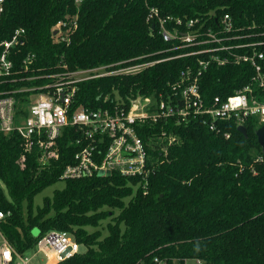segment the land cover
<instances>
[{"label": "trees", "instance_id": "1", "mask_svg": "<svg viewBox=\"0 0 264 264\" xmlns=\"http://www.w3.org/2000/svg\"><path fill=\"white\" fill-rule=\"evenodd\" d=\"M152 7L163 15L202 17L208 23L229 13L239 32L251 35L246 40L264 39V0H4L0 41L23 27L16 69H23L22 57L36 58L28 70L13 76L18 81H2L0 90L47 81L36 75L156 60L135 74L78 83L74 107L115 109L148 95L171 94L180 71L198 56L167 59L192 47L168 50L174 43L164 41L157 29L152 33L147 21ZM59 21L67 22L69 41L59 39ZM261 62L264 70V58ZM254 73L247 62L211 64L201 80L204 97L232 94ZM30 93L15 94L18 112ZM244 125L247 136L234 120L221 123L219 132L200 120L170 119L141 127L149 145L146 180L115 171L63 179L80 148L76 126L64 127L57 159L42 164L35 146L25 153L24 166L19 162L25 152L21 135L0 132V209L10 211L2 231L23 253L50 230L72 233L86 250L56 264H155V257L169 263L174 257H197L204 264H264V160L258 158L264 151L256 135L258 120L249 118ZM164 130L167 135L160 137ZM59 180L64 187L46 196L35 211L34 196ZM108 217L103 235L99 226Z\"/></svg>", "mask_w": 264, "mask_h": 264}, {"label": "built area", "instance_id": "2", "mask_svg": "<svg viewBox=\"0 0 264 264\" xmlns=\"http://www.w3.org/2000/svg\"><path fill=\"white\" fill-rule=\"evenodd\" d=\"M4 10V0H0V23ZM202 17L185 18L163 15L157 7H152L147 16L150 29L161 34L164 41L173 42L168 50L192 47L167 59L197 55L195 63L182 69L179 79L172 84V93L167 96L148 95L142 100L123 102L119 108L74 107L78 83L100 76L120 73L135 74L156 60L142 61L128 65H102L96 68L64 70L34 77H46L40 85H24L11 90H0V132H17L22 137L24 153L19 162L25 165V153L35 146L41 150L40 162L48 163L60 156L58 138L64 127L72 125L81 131L77 138L79 150L74 155V163L68 164L61 177L77 178L104 172L110 175L120 172L127 176H138L146 180L150 167L149 145L140 135L141 127L156 122L177 123L200 120L211 130L222 131L221 123L234 120L244 125L249 118L258 120V128L264 125V39L246 40L248 33L239 28L229 13L215 18L213 23ZM67 22L59 21L56 32L63 40L68 28ZM77 25L74 24L75 28ZM26 30L17 27L10 38L0 41V83L18 81L17 76L28 70L35 62V55L22 57L23 69H16V56L21 52ZM264 35V31L260 33ZM257 36V35H256ZM259 36V34H258ZM263 46V47H262ZM251 63L254 75L251 82L227 96L204 97L201 80L211 64ZM66 67V65H64ZM12 77V78H11ZM34 77H30L34 78ZM25 77H20V80ZM29 79V78H28ZM23 112H18L19 100L15 94L28 92ZM167 135L162 131L160 137ZM230 136L229 132L225 133ZM173 139V137H172ZM171 139V140H172ZM264 160V155H259ZM10 211L0 209V264H30L37 258L41 264H56L80 252L81 244L67 231L50 230L41 236L32 254L20 252L2 231L1 224ZM45 258L44 262H41ZM155 264H204L201 258H172V263L155 257Z\"/></svg>", "mask_w": 264, "mask_h": 264}, {"label": "rangeland", "instance_id": "3", "mask_svg": "<svg viewBox=\"0 0 264 264\" xmlns=\"http://www.w3.org/2000/svg\"><path fill=\"white\" fill-rule=\"evenodd\" d=\"M65 185V181L64 180H59L58 182L54 183L53 185H50L48 187H46L44 190H42L41 192H39L38 194H36L33 198V209L36 211V208L38 206H42L43 203H44V198L46 196H52L54 191L56 189H62ZM115 210V213H118V210L117 209H114ZM23 212H24V216H25V219H26V215H27V201H24L23 202ZM112 217H108L107 219L105 220H102V223L101 225L99 226V228L102 230V234L105 235L108 233V230H107V223L109 220H111ZM94 227H89V230H93ZM32 233L34 236H38L39 235V229L37 227H34L32 229ZM86 250V247L84 245H81L80 247V252L82 251H85ZM26 254L27 255H31L32 252L31 250H27L26 251ZM45 258H43V260L41 262H44ZM30 264H41L40 263V260L37 259V258H34L31 260Z\"/></svg>", "mask_w": 264, "mask_h": 264}, {"label": "water", "instance_id": "4", "mask_svg": "<svg viewBox=\"0 0 264 264\" xmlns=\"http://www.w3.org/2000/svg\"><path fill=\"white\" fill-rule=\"evenodd\" d=\"M139 102V101H138ZM238 129L245 135H248V131L245 125H238ZM256 135L258 137V141L261 144L263 151H264V125L260 126L259 128H257L256 130ZM107 175H110L109 172L106 173ZM98 175L102 176L104 175V172H99Z\"/></svg>", "mask_w": 264, "mask_h": 264}]
</instances>
